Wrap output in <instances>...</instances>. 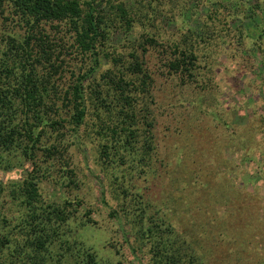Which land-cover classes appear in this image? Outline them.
<instances>
[{
  "label": "trees",
  "instance_id": "obj_1",
  "mask_svg": "<svg viewBox=\"0 0 264 264\" xmlns=\"http://www.w3.org/2000/svg\"><path fill=\"white\" fill-rule=\"evenodd\" d=\"M163 4L0 0V18L22 30L0 29V264H107L74 237L93 222L91 209L78 217L82 201L64 196L61 188L76 187L69 152L88 144L102 193L114 202L108 214L122 220L133 236L131 252L145 254V264L264 263L250 254L256 241L242 237L233 247L236 227L245 229L233 221L241 215L239 207L215 218L207 197L216 198L210 199L214 205L220 197L212 191L203 190L206 202L190 208L178 193L183 179L169 177V188L178 192L157 201L138 184L152 181L156 168L167 165L154 134V71L174 77L180 87L206 88L207 82L199 81L198 58L213 38L209 34L247 18L246 12L250 18L263 14L264 0L217 1L214 8L206 6L196 26L182 11L164 13ZM257 17L256 39L263 43L264 15ZM161 18L173 21L175 29L166 30ZM236 32L242 39L241 30ZM65 53L73 55L71 63L62 59ZM101 58L107 65L102 69ZM65 70L71 80L63 79ZM16 168L17 178L2 177ZM44 181L58 184L59 195L41 192Z\"/></svg>",
  "mask_w": 264,
  "mask_h": 264
},
{
  "label": "rangeland",
  "instance_id": "obj_2",
  "mask_svg": "<svg viewBox=\"0 0 264 264\" xmlns=\"http://www.w3.org/2000/svg\"><path fill=\"white\" fill-rule=\"evenodd\" d=\"M162 1L164 4L160 9L164 13L169 9L168 14L177 15L182 11L187 23L195 26L198 16H204L207 5L212 4L211 8H214L217 1L226 3V0ZM256 13L257 16L264 15ZM246 15L245 19L217 26L216 32L209 34L213 38L198 58L199 81H206V88L196 84L180 87L170 75H160L156 71L152 74L156 102L154 134L159 155L167 165L156 168L157 176L152 181L150 178L148 182L138 180V184L144 185L146 192L157 201L178 192L169 188L171 179H183L184 184H175L182 187L178 193L187 198V207L190 208L195 207V201L206 202L201 198L205 197L203 190L212 191L220 197V203L215 202L219 205L211 202L210 199L215 197H207L217 215L215 218L226 216L230 206L242 209L241 215L235 216L233 221L238 227L243 222L245 229L239 232L235 226L233 238L237 240L233 247L237 248L240 238L245 237L257 242L255 247L249 248L251 256L264 258V61H260L264 42L256 39L258 17L250 18L247 12ZM160 21L166 30L172 31L176 27L173 21L165 22L164 18ZM237 28L241 30L242 39H236ZM0 29L22 33L15 22L1 18ZM256 45L259 49L255 48ZM61 57L65 62L73 60L72 54L65 53ZM153 57L154 54L149 57L151 65L156 63ZM106 66L101 58L100 69ZM63 79L71 80L67 70ZM89 146L70 150L77 185L61 187L64 196L82 201L78 217L83 210L91 209L93 222L78 228L74 237L91 246L103 263L145 264V254L131 252L129 243L133 236L122 220L108 214L114 202L105 191L102 193L95 176L94 151H90ZM247 146L249 154L245 155L243 151ZM24 167L28 164L24 163ZM20 173V168H16L2 177L15 179ZM40 186L46 196L59 195L58 184L44 181ZM70 226H74L73 222Z\"/></svg>",
  "mask_w": 264,
  "mask_h": 264
}]
</instances>
